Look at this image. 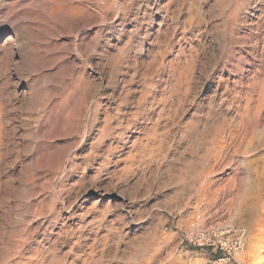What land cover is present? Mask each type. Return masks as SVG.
I'll list each match as a JSON object with an SVG mask.
<instances>
[{
	"label": "rangeland",
	"instance_id": "obj_1",
	"mask_svg": "<svg viewBox=\"0 0 264 264\" xmlns=\"http://www.w3.org/2000/svg\"><path fill=\"white\" fill-rule=\"evenodd\" d=\"M215 221L264 264V0H0V264H204Z\"/></svg>",
	"mask_w": 264,
	"mask_h": 264
},
{
	"label": "built area",
	"instance_id": "obj_2",
	"mask_svg": "<svg viewBox=\"0 0 264 264\" xmlns=\"http://www.w3.org/2000/svg\"><path fill=\"white\" fill-rule=\"evenodd\" d=\"M245 232L228 221H215L193 230L185 240L208 256L204 264L238 263L236 258L245 245Z\"/></svg>",
	"mask_w": 264,
	"mask_h": 264
},
{
	"label": "crops",
	"instance_id": "obj_3",
	"mask_svg": "<svg viewBox=\"0 0 264 264\" xmlns=\"http://www.w3.org/2000/svg\"><path fill=\"white\" fill-rule=\"evenodd\" d=\"M251 239H257V238L254 235ZM248 250L250 253L247 252L248 253L247 255L243 252V250L240 252L239 256L237 257L239 259V260L237 259L238 263L240 262V260H244L245 264H250L249 261H252V264H260L262 260V257H260L259 255L260 245L256 249L254 248V249H248ZM228 264H235V263H228Z\"/></svg>",
	"mask_w": 264,
	"mask_h": 264
},
{
	"label": "bare ground",
	"instance_id": "obj_4",
	"mask_svg": "<svg viewBox=\"0 0 264 264\" xmlns=\"http://www.w3.org/2000/svg\"><path fill=\"white\" fill-rule=\"evenodd\" d=\"M13 6H14V5H13ZM10 10H11V8H10ZM17 10H18V9H17ZM17 10H16V11H17ZM22 10H23V9H22ZM54 10H55V9H54ZM18 11H19V10H18ZM20 11H21V10H20ZM52 11H53V9H52ZM5 12H6V11H5ZM8 12H9V11H7V14H8ZM25 12H26V11H25ZM14 13H15V12H14ZM20 13L23 14L22 12H20ZM51 13H53V12H51ZM56 13H57V12H56ZM56 13H55V14H56ZM15 14H16V13H15ZM15 14H14V16H13V17H14V21H15V20H16V21H17V20H20V16H19V15H15ZM10 16H11V15H10ZM10 16H9V18H10ZM36 16H37V15H36ZM22 17H23V16H22ZM22 17H21V18H22ZM4 19H5V17H4ZM6 19H8V17H6ZM33 19H34V17H33ZM11 20H12V19H11ZM22 20H23V19H22ZM25 20H26V19H25ZM26 21H27V20H26ZM33 21H34V20H33ZM18 22H19V21H18ZM16 23H17V22H16ZM24 23H25V22H24ZM14 24H15V23H14ZM18 25H19V24H18ZM25 25H26V24H24L23 26L25 27ZM28 25H29V24H28ZM20 28H21V27H20ZM23 30H25V29H23ZM7 41H8V40H7ZM245 233H246V232H245ZM245 241H246V239H245ZM258 247H259V244H258V242H256V240H250V241H249V244H248V246H247V248L244 249V253L247 255V254H248L247 252H249V250H248L249 248H250V249H254V248L256 249V248H258ZM247 250H248V251H247ZM249 253H250V252H249ZM251 253H252V252H251ZM238 254H239V253H238ZM236 260H237V258H236ZM237 262H238V260H237ZM229 263H234V262H229ZM226 264H228V263H226ZM235 264H238V263H235Z\"/></svg>",
	"mask_w": 264,
	"mask_h": 264
}]
</instances>
